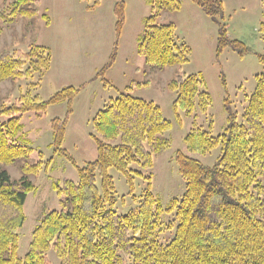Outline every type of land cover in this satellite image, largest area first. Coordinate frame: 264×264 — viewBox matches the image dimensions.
Instances as JSON below:
<instances>
[{"label":"trees","instance_id":"obj_1","mask_svg":"<svg viewBox=\"0 0 264 264\" xmlns=\"http://www.w3.org/2000/svg\"><path fill=\"white\" fill-rule=\"evenodd\" d=\"M218 26L217 54L231 47L244 55L249 50L227 37L221 0H190ZM150 15L138 41L137 52L156 71L179 68L188 62L189 48L179 42L174 26L158 24L163 12H177V0H148ZM10 23L15 17L34 19L39 0H14ZM116 32L124 23L123 5H115ZM264 41V12L259 26ZM0 52V82L17 83L34 74L42 77L50 66L47 48L30 46L26 52L15 49ZM114 60L111 56L106 68ZM262 72L255 76L253 92L246 97L238 117L225 101L224 131L212 136L194 126L184 137L190 154L205 155L219 148L216 162L205 166L178 151L174 161L185 183L180 199L163 208L151 192V177L143 175L154 164V153L167 147L159 136L171 124L152 102L119 92L110 98L93 119L97 157L78 168L76 183H53L58 209L46 214L34 228L25 255H18L19 231L26 216L24 206L36 191L30 180L43 166L30 162L33 150L16 142L20 120L26 113L40 117L51 105L67 103L77 90L63 88L49 100L27 90L15 101L0 107V264H264V56L259 55ZM101 73V72H100ZM37 84H32L35 87ZM175 95L173 108L186 114L197 109L206 114L210 95L201 74L175 73L166 84ZM70 109L68 110V113ZM67 118L51 120V147L61 149ZM211 123V122H210ZM51 159L44 164L48 170ZM17 165L20 178L13 179L6 166ZM122 174L131 184L135 177L146 179L147 189L136 207L120 215L114 211V184L109 170ZM100 179V189L97 187ZM169 216V218L165 217ZM172 235V237H171Z\"/></svg>","mask_w":264,"mask_h":264},{"label":"rangeland","instance_id":"obj_2","mask_svg":"<svg viewBox=\"0 0 264 264\" xmlns=\"http://www.w3.org/2000/svg\"><path fill=\"white\" fill-rule=\"evenodd\" d=\"M13 1L0 0V52L13 49L15 44V49L23 52L30 46H40L49 50L51 60L42 77L34 74L17 83L0 82V107L5 101L8 104L15 101L27 90L44 101L63 88L78 91L69 106L67 103L51 105L40 117L26 113L20 120L16 142L33 150L31 163L41 161L43 166L35 176L29 177L36 191L25 202L26 220L19 231V257L25 255L39 221L58 209L59 199L52 184H61L64 180L76 183L78 168L96 159L93 119L119 92L154 103L171 124L170 131L159 136L168 146L154 153L152 169L143 172L145 177L150 175L151 192L163 208L185 192V183L174 161L176 152L205 166L216 162L219 148L205 155L190 154L183 140L194 126L209 131L212 136L221 134L226 127L225 101L229 102L232 112L238 117L241 115L246 97L254 90L255 76L262 72L258 56H264V41L259 34L264 0H221L227 37L244 44L249 50L244 55L231 47L217 54L218 26L190 0H177L179 11L161 13L157 23L174 26L177 40L190 50L188 62L162 71L152 69L137 52L145 19L150 15L148 0H39V13L34 19L15 17L10 23ZM117 3H122L124 14L119 34L114 14ZM113 53L114 60L106 68ZM176 72L181 76L201 74L211 99L206 114L197 109L186 114L173 108L175 95L167 90L166 84ZM32 84L37 85L32 88ZM56 118H67L61 145L66 155L55 154L51 147L50 124ZM4 121L6 118L0 116V123ZM50 159L46 171L44 164ZM6 169L13 179L20 178L17 165ZM108 173L114 184L113 209L120 215L127 214L143 196L147 181L134 175L130 184L116 170L110 169ZM97 187L100 189L99 178ZM49 259L52 264H58L53 253Z\"/></svg>","mask_w":264,"mask_h":264}]
</instances>
